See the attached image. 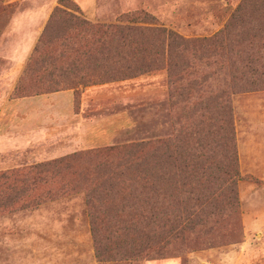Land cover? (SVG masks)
I'll use <instances>...</instances> for the list:
<instances>
[{
	"label": "trees",
	"instance_id": "obj_1",
	"mask_svg": "<svg viewBox=\"0 0 264 264\" xmlns=\"http://www.w3.org/2000/svg\"><path fill=\"white\" fill-rule=\"evenodd\" d=\"M153 70L166 72L172 104L188 114L173 139L88 150L26 170L40 175L36 168L98 158L85 173L59 183L83 192L94 237H115L109 254L125 242L137 244L129 249L133 256L161 253L174 240L213 229L236 207L228 96L264 86V0H242L222 29L197 38L166 29L145 11L122 14L115 23L90 22L75 3L58 0L24 72L49 93ZM16 177L0 174V207L29 204L35 196L29 185L57 182Z\"/></svg>",
	"mask_w": 264,
	"mask_h": 264
},
{
	"label": "rangeland",
	"instance_id": "obj_2",
	"mask_svg": "<svg viewBox=\"0 0 264 264\" xmlns=\"http://www.w3.org/2000/svg\"><path fill=\"white\" fill-rule=\"evenodd\" d=\"M70 1L90 22L115 23L122 14L145 11L166 29L197 38L222 29L242 0ZM57 5L58 0H0V130L8 120L5 107L24 98L55 100L49 95L63 92L55 101L72 108L74 117L60 125L49 121L42 126L57 128V138L30 142L29 137L23 144L16 140L22 134L9 130L8 141L0 140V174L15 172V179L36 176L57 181L29 185L28 193L35 195L29 204L0 207V264H264V86L228 96L239 172L236 207L213 229L174 240L161 253L133 256L129 251L137 244L125 242L109 254L115 237L93 236L83 192L60 189L63 176L85 173L83 168L92 167L98 158L82 156L68 165L36 168L40 175H26L29 167L74 153L173 139L179 119L188 115L172 104L165 71L81 86L76 92L45 93L33 85L24 69ZM100 233L106 235L108 230Z\"/></svg>",
	"mask_w": 264,
	"mask_h": 264
},
{
	"label": "crops",
	"instance_id": "obj_3",
	"mask_svg": "<svg viewBox=\"0 0 264 264\" xmlns=\"http://www.w3.org/2000/svg\"><path fill=\"white\" fill-rule=\"evenodd\" d=\"M61 93L63 92L50 94L49 98L52 97L56 100ZM55 100L48 98L44 100V97H34L9 102L10 106L8 108L5 107L4 109L8 120L4 127L0 130V140L3 142L8 141L6 138L9 137H7L5 133L9 130L22 134L23 136L20 135L21 137H17L16 140L23 144H25V142L27 143L29 137L30 142H33V140L41 142L42 138H57L58 134H54V132L57 131V128H53L54 130L51 131V129L47 127H43L42 129V126L49 121H53V125H60L65 122V119H67L70 115L73 117V113L72 108L69 109L60 107ZM22 113H24L27 118H22ZM79 129L80 124L78 126V130ZM53 134L55 137H53ZM45 141H47V139H45ZM69 146L70 145H67V147ZM65 147L60 148L65 149Z\"/></svg>",
	"mask_w": 264,
	"mask_h": 264
}]
</instances>
